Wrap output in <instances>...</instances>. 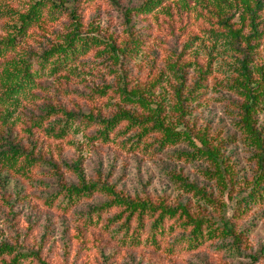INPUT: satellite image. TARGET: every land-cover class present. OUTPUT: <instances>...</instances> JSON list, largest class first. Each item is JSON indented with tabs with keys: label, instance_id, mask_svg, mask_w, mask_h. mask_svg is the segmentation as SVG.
<instances>
[{
	"label": "rangeland",
	"instance_id": "obj_1",
	"mask_svg": "<svg viewBox=\"0 0 264 264\" xmlns=\"http://www.w3.org/2000/svg\"><path fill=\"white\" fill-rule=\"evenodd\" d=\"M66 1L76 5L80 33L99 38L101 44L64 75L44 78L27 93L11 121L17 119L7 125L10 139L16 137L18 143L33 148L42 160L56 164L65 186L77 185V180L61 162H78L87 183L107 185L123 198L149 199L167 207L181 204L193 215L219 218L225 214L234 233L241 235L234 245L231 238H226L216 241V248L212 242H206L185 253L174 247V238L182 234L176 228L160 242L158 249L122 245L112 232L102 229V223L116 213L114 209L103 212L97 226L86 227L83 222L92 209L110 202L109 195L92 193L73 199L65 211L48 207L43 199L55 192L54 179L51 171L42 166L40 173L37 169L25 176L10 173L7 184L5 169L0 168V240L38 250L46 264H264V200L245 209L242 206L243 197L257 176L253 157L256 151L245 141L246 133L238 123L241 113L248 109H244L245 79L238 68V56L212 47L209 41L208 30H222V14L215 11L213 0H164L149 13L128 22L120 17L111 0ZM115 1L124 6L140 2ZM27 6V0H0V39L7 36L9 26ZM236 21L237 16L231 24ZM70 24L66 16L56 23L44 21L22 39L20 47L38 53L61 42ZM192 39L198 41L190 43L191 47L186 43ZM104 41L126 45L129 52L133 50L132 54L121 63H114L110 53L104 51ZM173 63L183 68L184 93L192 90L200 77L197 67L204 71L209 67L202 75L200 87L193 89L185 103L183 115L173 110ZM263 64L264 39L251 59L252 79L259 78L254 67ZM122 80L128 90L150 89L149 100L160 106L161 117L176 131L185 132L190 141L181 139L156 150L161 134L150 132L142 137L140 149H129L130 144L136 143L139 129L128 128L126 122L114 131L119 132L118 139L108 143L94 138L95 125H78L79 121L62 141L25 132L28 119L41 114L47 105L102 118L111 117L119 109L147 114L136 105L119 100L113 89ZM154 82L157 84L153 85ZM105 87L110 89L104 96L99 95L96 90ZM259 107L261 111L252 118L264 136V105ZM143 145L148 146L144 153ZM202 149L211 154L210 158L207 153L205 157L195 155ZM188 186L200 193L188 190ZM208 197L210 203L206 202ZM115 224L118 227L121 222ZM222 245L236 251L217 249ZM29 262L25 264H41Z\"/></svg>",
	"mask_w": 264,
	"mask_h": 264
},
{
	"label": "trees",
	"instance_id": "obj_2",
	"mask_svg": "<svg viewBox=\"0 0 264 264\" xmlns=\"http://www.w3.org/2000/svg\"><path fill=\"white\" fill-rule=\"evenodd\" d=\"M111 1L120 17L128 22L132 21L135 16L149 13L164 0H140L135 6H124L115 0ZM27 2V10L18 14L17 20L9 26L10 31L7 36L0 39V60H3L0 63V127H3V131L0 130V168L5 169L6 184L10 173L25 176L35 169L40 173L42 166H45L51 171L55 188L51 197L43 199V203L48 207L54 206L57 210L65 211L74 202L73 199L82 196L89 197L92 193L109 195L110 202L92 209L87 213L83 222L85 226H97L101 222L102 213L114 209L116 213L102 223V229H108L109 233L112 232V235L118 237L122 245L158 249L160 242L173 233L175 228L182 231V234L174 238V247L179 252L191 251L205 245L206 242H212L216 248V241L226 238H231L234 245L241 234L234 233V227L230 225L225 214L219 218L203 214L193 215L181 204L167 207L161 203L155 204L149 199L144 201L140 198H123L107 185L87 183L78 162L72 165L61 162L63 168L65 169L66 166L70 169L77 180V185L65 186L56 164L42 160L34 153L33 148L28 149L18 143L15 140L16 137L10 139L11 134H8L7 125L17 119L11 121L22 101L26 99L27 93L37 88L44 78L64 75L80 58L89 56L94 48H98L101 44L99 38L95 39L93 36L88 38V35L80 33V21L74 10L76 7L74 2L66 0H27ZM212 3L216 8H214L215 11L222 14L221 21H219L222 30H208L209 41L212 47L217 46L222 51L224 50L223 52L230 53L231 56H238V68L245 79L243 84V91L246 94L244 109H248L245 113H241L242 118L238 123L242 124L243 133H246L245 141L256 151L253 157L257 172L250 191L246 197H243L242 206L245 209V207L264 200V136H262L261 128L256 127V122L252 118L255 113L261 111L260 104L264 105V64L254 67L257 70L258 80L252 79L250 67L252 56H255L256 49L264 39V0H213ZM65 16L69 18L71 24L69 32L62 37L61 42L45 47L38 53L23 51L20 42L30 35L33 28L44 21L56 23ZM235 16H237V21L231 24ZM0 17H2L1 14ZM235 25L239 26L236 28ZM194 41L198 39H192L186 44L192 47L190 43ZM104 51L110 53L114 63H121V60L126 55L130 56L133 50L129 52L126 45L121 47L107 43ZM211 53H208L210 61H212ZM6 56L14 57L6 59ZM208 68L206 67L204 71L201 67H197L200 77L195 80L193 89L200 87L202 75L207 73ZM170 69L176 82V87L173 89L175 99L173 110L183 115L185 103L190 100L194 90L183 92V68L173 63ZM154 84L156 85L157 82ZM109 89L105 87L96 91L104 96ZM113 90L116 91L122 103L136 105L142 111H147V114L136 115L134 112L119 109L111 117L102 118L92 114H77L62 107L47 105L42 109L41 114L32 115L28 119L29 126L25 128V132L29 135L37 134L48 139L62 141L71 130H74L79 121L78 125H95L97 132L94 138L108 143L118 139L119 132L114 131L120 123L126 122L128 128L139 129L138 139L135 144H130L129 149H140L142 137L150 132L161 134L156 150L168 144L173 145L181 139L190 141L185 132L176 131L161 117L160 106L149 100L150 89L132 88L128 90L122 80ZM32 96H34L33 93ZM202 144H204L203 141ZM119 145H122V142ZM147 149V145L141 147L143 153ZM153 151L155 152V149ZM205 153L210 158L211 154L204 149L201 152L196 151L195 155L205 157ZM193 189L196 188L188 186V190ZM196 192L200 193L199 190ZM210 201L211 198L208 197L206 202L210 203ZM117 221L121 222L118 227L115 224ZM217 249H224L230 253L236 251L225 245ZM28 260H30L29 263L35 260L46 264L42 262L38 250L12 246L0 240V264H25Z\"/></svg>",
	"mask_w": 264,
	"mask_h": 264
}]
</instances>
